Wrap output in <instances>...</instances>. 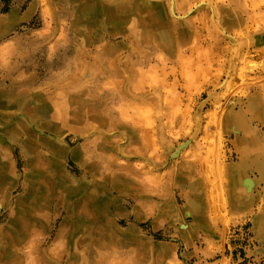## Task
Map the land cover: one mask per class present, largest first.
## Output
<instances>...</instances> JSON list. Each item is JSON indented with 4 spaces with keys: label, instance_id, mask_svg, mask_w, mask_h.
<instances>
[{
    "label": "rangeland",
    "instance_id": "1",
    "mask_svg": "<svg viewBox=\"0 0 264 264\" xmlns=\"http://www.w3.org/2000/svg\"><path fill=\"white\" fill-rule=\"evenodd\" d=\"M0 15V264H264V0Z\"/></svg>",
    "mask_w": 264,
    "mask_h": 264
},
{
    "label": "bare ground",
    "instance_id": "2",
    "mask_svg": "<svg viewBox=\"0 0 264 264\" xmlns=\"http://www.w3.org/2000/svg\"><path fill=\"white\" fill-rule=\"evenodd\" d=\"M224 99H226L225 96H224ZM239 120L241 121V125H240V121H238V124L241 126L242 129H244V132H245L244 139L242 140L243 148H240L241 151H242V153H241L242 154V159H243V163L242 164H244L245 162L246 163L248 162L249 164L255 162L254 164H257V165H260V166L264 167V141H263V139L262 138L259 139V138L256 137V135L254 133L249 132L248 126H247L246 122L242 118H239ZM186 143H188V142H186ZM182 146H184V145H182ZM186 146H187V144H186ZM177 153H178V150H177ZM185 167H187V166H185ZM239 186L240 187H238V188L242 192L241 185L239 184ZM250 189H252V188H250ZM262 220H264V217L261 219V221Z\"/></svg>",
    "mask_w": 264,
    "mask_h": 264
},
{
    "label": "crops",
    "instance_id": "3",
    "mask_svg": "<svg viewBox=\"0 0 264 264\" xmlns=\"http://www.w3.org/2000/svg\"><path fill=\"white\" fill-rule=\"evenodd\" d=\"M14 20H15V18L12 15H7V16L0 15V32H2V33L5 34L7 32V29L6 28L8 27V29H9L10 24ZM34 210H37V209L36 208H33V209H31V208L28 209L27 208V215L25 213V219H26V217H27V219H29L30 216H33ZM15 237H16V233L13 231L11 233V240L14 239Z\"/></svg>",
    "mask_w": 264,
    "mask_h": 264
}]
</instances>
